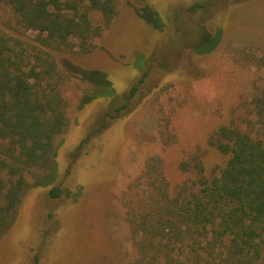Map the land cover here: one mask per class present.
<instances>
[{
	"label": "trees",
	"instance_id": "16d2710c",
	"mask_svg": "<svg viewBox=\"0 0 264 264\" xmlns=\"http://www.w3.org/2000/svg\"><path fill=\"white\" fill-rule=\"evenodd\" d=\"M121 2L0 0V21L9 31L0 29V239L29 190L57 179L56 144L71 123L65 87L73 81L90 86L83 88L82 105L96 99L109 103L99 127L72 156L111 120L135 109L149 75L143 55L133 62L141 77L122 94L104 74L64 68L57 58L93 52ZM209 39V48L200 49ZM220 39V31L205 33L192 42L193 52L207 54ZM236 62L247 74L242 94L217 115L202 144L185 153L178 165L184 179L171 186L162 159L151 155L121 191L133 248L129 264H264V54L242 52ZM93 74L102 76V84L91 80ZM163 135L174 141L169 132ZM81 192L54 186L48 195L77 201Z\"/></svg>",
	"mask_w": 264,
	"mask_h": 264
},
{
	"label": "rangeland",
	"instance_id": "374dc122",
	"mask_svg": "<svg viewBox=\"0 0 264 264\" xmlns=\"http://www.w3.org/2000/svg\"><path fill=\"white\" fill-rule=\"evenodd\" d=\"M195 4L201 7L191 9ZM0 29L9 32L1 21ZM218 31L221 39L212 51L193 52L192 42ZM212 43L205 40L199 48ZM242 52L264 54V0H122L93 52L58 54L60 66L102 73L118 94L143 71L149 75L135 109L111 120L74 156L109 103L82 105L83 88L90 86L73 81L65 87L71 123L56 144L57 179L29 190L0 239V264H34L35 257L38 264H129L133 248L121 191L151 155L162 159L171 186L184 179L178 165L185 153L202 144L217 115L242 94L247 74L236 62ZM138 54L147 59L143 71L133 65ZM99 74L90 78L102 84ZM165 132L174 141L167 142ZM54 186L82 192L77 201L53 199L48 192Z\"/></svg>",
	"mask_w": 264,
	"mask_h": 264
}]
</instances>
